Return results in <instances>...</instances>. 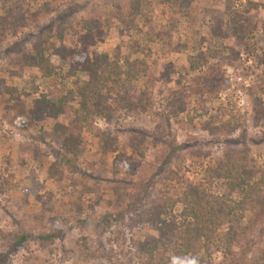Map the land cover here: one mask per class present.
I'll return each mask as SVG.
<instances>
[{"label": "rangeland", "instance_id": "obj_1", "mask_svg": "<svg viewBox=\"0 0 264 264\" xmlns=\"http://www.w3.org/2000/svg\"><path fill=\"white\" fill-rule=\"evenodd\" d=\"M131 4L140 8L132 29ZM232 15L244 37L216 38L213 27ZM36 44L47 59L40 69L30 65ZM74 53L123 68L129 59L143 105L92 118L85 152L64 158L36 103L56 88L48 71L68 72ZM87 80L65 79L62 92ZM240 153L264 172V0H0V264H140L141 246L160 238L164 221L180 234L191 218L175 189L201 185L229 206L242 201L208 173ZM119 156L129 169L115 165ZM211 213L198 259L264 264V206L230 217L243 230L230 256V220Z\"/></svg>", "mask_w": 264, "mask_h": 264}, {"label": "trees", "instance_id": "obj_2", "mask_svg": "<svg viewBox=\"0 0 264 264\" xmlns=\"http://www.w3.org/2000/svg\"><path fill=\"white\" fill-rule=\"evenodd\" d=\"M139 10V6L130 5L127 16L131 17V20L125 21L126 16L124 14V23L127 28L132 29L135 25L132 17L138 14ZM222 21L219 25L213 27L214 36L222 38V41L228 36H237L241 40L248 30L239 16L232 15L230 20L226 22V26ZM37 49L38 54L30 58L32 62L30 65L33 68L40 69L44 64H47V59L42 44H36ZM56 52L62 56L60 50H56ZM74 55L76 59L71 63L68 72L63 73V67L52 68V71H48L47 77L52 79L56 88L47 91L36 103L41 118L44 117L54 122L53 139L63 151L64 158L69 156L79 157L85 152L83 132L92 118L102 117L112 121L116 117L115 105L121 104L126 112L137 110L143 105L142 98L137 99L130 89L129 84L135 78L134 74L136 73L127 71V66H133L129 59H127V65H124L123 68L118 62L111 61L108 56L91 60L88 56L82 58L77 53H74ZM81 74L88 78L81 89L76 94L63 93L62 87L65 79H72ZM205 82L207 86L211 84L207 79ZM57 84L61 90L57 87ZM178 107L181 108V106ZM182 110V108L179 109V111ZM65 118L72 119L70 124L65 122ZM141 143L143 144V141ZM141 143H133L134 152L141 154L143 146ZM115 165L129 169L127 164L121 160V156L116 159ZM256 167V164L249 166L248 157H243V154L240 153V155L227 156L224 165L221 164L217 168L208 171L211 177L225 180L234 193L242 194V201L238 204L235 203L234 206H229L226 202L214 199L201 185L186 187L183 190L175 189L174 194H176L177 202L185 203L186 209L189 211L188 216L191 218L183 227H179L183 229L180 234L175 229L177 224L175 221L169 223L164 221L162 229L159 230L160 238L148 242V245L141 246L139 259L143 255H146L147 259L140 264H208L206 258L198 259L196 256L202 244V239L206 238L208 240V231L212 232L209 222L205 221L206 216L212 215L211 211L214 210V214L219 219L226 218V220H230V217L235 216L236 212L244 218L247 206L253 207L255 204L261 207L264 206V172L257 173ZM257 174L261 175L260 179H256ZM228 222L229 228L225 238L227 255L230 256V252H232L235 242H238L241 238L243 230L232 220ZM180 236L181 240H184L182 244L177 242ZM27 239V236H22L15 245L16 249L21 248ZM203 248L207 252L210 250L209 245Z\"/></svg>", "mask_w": 264, "mask_h": 264}, {"label": "built area", "instance_id": "obj_3", "mask_svg": "<svg viewBox=\"0 0 264 264\" xmlns=\"http://www.w3.org/2000/svg\"><path fill=\"white\" fill-rule=\"evenodd\" d=\"M22 123H25L24 119H19V120L16 122V124H17L18 126H23Z\"/></svg>", "mask_w": 264, "mask_h": 264}]
</instances>
